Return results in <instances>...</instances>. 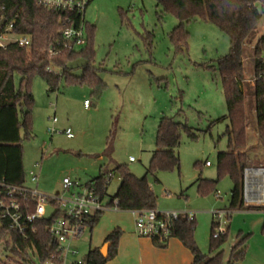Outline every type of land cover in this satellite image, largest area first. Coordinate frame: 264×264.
<instances>
[{
	"label": "rangeland",
	"instance_id": "1",
	"mask_svg": "<svg viewBox=\"0 0 264 264\" xmlns=\"http://www.w3.org/2000/svg\"><path fill=\"white\" fill-rule=\"evenodd\" d=\"M258 9L262 10L261 4ZM85 19L96 26L92 64L105 89L98 96L87 84L71 85L62 80L59 90L52 93L42 77L35 78L34 136L23 143L26 176L31 172L40 175L38 185L32 188L45 196H62L65 178L84 186L102 170H113L118 165L144 177L156 150L161 117L176 116L178 122L192 127L199 139L193 141L183 135L177 149L180 170L149 176L159 199L157 210L195 213V239L203 254L213 257L223 251L227 264L233 247L248 236L245 256L239 264H264V203L251 206L257 210L247 206L244 210H230L234 182L229 176L219 179L218 155L228 150L226 130L230 123L225 119L228 108L221 74L217 68L209 67H217L218 60L229 54V37L214 24L197 20L187 26V52L176 53L170 34L179 21L163 13L156 0H94ZM263 34L264 12L245 46L246 152L250 169L264 167V143L258 134L253 92V50ZM13 41L10 34L0 38L3 46ZM84 64L83 59L72 62V73L82 76ZM55 72L62 74L61 69ZM55 117L58 123L54 126ZM53 127L58 131L71 129L74 138L52 134ZM131 157L135 162H130ZM207 162L212 166L208 167ZM120 185V175L114 173L105 204ZM218 211H229L230 215L217 219L214 213ZM134 221L132 213L115 209L104 212L95 231L87 230L76 243L79 254L71 256L68 264L84 261L111 226L133 229ZM219 221L221 231L229 232L228 240L210 254L212 225ZM8 255L7 249L0 247V260ZM15 260L7 263L15 264ZM23 260L27 262L28 257L23 255Z\"/></svg>",
	"mask_w": 264,
	"mask_h": 264
},
{
	"label": "trees",
	"instance_id": "2",
	"mask_svg": "<svg viewBox=\"0 0 264 264\" xmlns=\"http://www.w3.org/2000/svg\"><path fill=\"white\" fill-rule=\"evenodd\" d=\"M163 13L172 14L179 21L178 26L171 32L170 38L176 53L185 54L188 50L190 32L187 26L197 20L212 23L224 32L230 40V52L218 60L217 67L222 77L229 120L226 135L229 138L228 150L218 155L219 179L229 176L234 182L230 210H244L245 172L250 168L248 147V114L246 110L245 80V46L248 39L256 30L264 12V0H156ZM262 5V10L258 5ZM67 14L49 11L41 8L37 0H0V36L7 33L14 38L28 37L29 46H21L11 42L0 46V180H5L13 186L26 183L24 169V141L33 138L35 96L33 83L36 77H42L50 92H57L62 80L68 84H87L100 96L105 85L97 75L93 66L95 60L96 26L87 23V45L75 51L65 47L61 39V29L65 26ZM55 55L50 54V50ZM83 59V75L76 76L70 68L72 62ZM254 80L253 87L255 113L257 115L258 134L264 143V34L257 41L253 50ZM61 69L62 74L56 73ZM181 111L177 113L179 116ZM186 134L191 140L197 141L199 136L187 123L178 122L176 116L163 115L160 119L156 150L153 153L147 173L137 177L127 166L118 165L113 170H102L100 175L85 186L95 188L102 199L108 196V188L114 173L120 175L121 185L112 201L118 200L120 212L158 209V196L152 189L149 176L160 172L180 170L181 159L177 149L182 144ZM199 164H197L198 166ZM210 183L209 181L202 180ZM219 181V180H218ZM201 188V186H200ZM35 202L30 203L34 210ZM257 210V207H248ZM104 213L90 216L87 224L91 232L99 224ZM52 220L38 224V234L30 242L19 243L26 248L34 245L39 250V259L44 262L56 247L55 238L47 228ZM218 224L212 225V242L210 254L219 250L228 240L229 232L214 238ZM197 230L196 218L189 220L181 218L172 228V238L179 239L189 249L194 257L193 264H225L223 251L215 256L201 252L195 239ZM124 232L120 228L113 230L104 244H110L108 256L101 253V248L90 249L83 264H107L114 260L119 253L120 240ZM247 237L237 243L231 252L227 264H239L245 256ZM158 248L165 249L169 241L152 240ZM53 245V247H51ZM244 247V249H242ZM16 250L14 255L16 254ZM27 264H35L28 256Z\"/></svg>",
	"mask_w": 264,
	"mask_h": 264
},
{
	"label": "built area",
	"instance_id": "3",
	"mask_svg": "<svg viewBox=\"0 0 264 264\" xmlns=\"http://www.w3.org/2000/svg\"><path fill=\"white\" fill-rule=\"evenodd\" d=\"M94 0H37L39 7L49 11L67 14L65 26L61 29V41L65 47L79 51L87 45V22L85 19L86 11ZM12 29L10 25L7 33L0 36L4 38ZM21 46H29L28 37H17L14 41ZM0 46H3L0 44ZM51 55L55 52L50 50ZM260 78L264 79V75ZM255 84V80L253 81ZM88 106V102L86 103ZM58 123V119H53V124ZM52 134L66 135L68 138H74L71 129L58 131L53 127L50 129ZM135 162L134 158L130 159ZM209 167L211 163L207 162ZM259 172L264 174V169H247L244 200L247 207L260 205L264 203V194L255 181L253 184L249 181V174ZM40 175L31 172L26 176V183L22 186H13L5 180H0V247L7 249L9 255L1 258L0 264H8L7 260L18 258L15 264H27L23 260V255L31 256L35 264H68L71 256H77L79 250L76 243L79 242L89 230L87 224L90 216L96 213H104L110 209H118V200H110L105 204V198L97 195L95 188H88L72 182L65 178L63 186L65 193L62 196H45L37 189L32 188L39 183ZM256 177H252L255 179ZM258 181V180H257ZM254 186V187H253ZM35 202L34 210H31L30 203ZM52 209V211H50ZM135 216V230L139 237L159 239L161 242H167L172 237V228L175 222L181 218L193 220L196 214L190 211H158L139 210L131 212ZM230 215L229 211H218L214 213L217 219H222ZM52 220L47 228L50 234L55 238L56 248L49 252L46 260L41 262L39 259V250L32 245L24 248L23 244L30 242L38 234V224L45 220ZM218 229L214 238L225 235L222 232L221 222L218 223ZM53 247V245H51ZM16 250V254L14 252ZM84 261H74L72 264H83Z\"/></svg>",
	"mask_w": 264,
	"mask_h": 264
},
{
	"label": "crops",
	"instance_id": "4",
	"mask_svg": "<svg viewBox=\"0 0 264 264\" xmlns=\"http://www.w3.org/2000/svg\"><path fill=\"white\" fill-rule=\"evenodd\" d=\"M259 169H264V167ZM116 228L122 229L124 234L120 240L118 256L107 264H193L194 262V257L191 251L177 238L170 239L167 248L161 249L156 247L151 239L139 237L135 230V221L133 229L124 230L117 225L111 226L101 238H98L96 245L93 248H102L105 245L104 243L107 236Z\"/></svg>",
	"mask_w": 264,
	"mask_h": 264
},
{
	"label": "bare ground",
	"instance_id": "5",
	"mask_svg": "<svg viewBox=\"0 0 264 264\" xmlns=\"http://www.w3.org/2000/svg\"><path fill=\"white\" fill-rule=\"evenodd\" d=\"M252 177H256L252 179ZM258 180V181H257ZM249 181L253 184L255 181L257 182L258 189L262 191L264 194V174L259 172H254L249 174ZM254 187V186H253ZM264 198V196H263Z\"/></svg>",
	"mask_w": 264,
	"mask_h": 264
},
{
	"label": "water",
	"instance_id": "6",
	"mask_svg": "<svg viewBox=\"0 0 264 264\" xmlns=\"http://www.w3.org/2000/svg\"><path fill=\"white\" fill-rule=\"evenodd\" d=\"M260 170H263V169H260ZM0 227H1V225H0ZM109 247H110V244H105V245L101 248V253H102L105 257L108 256Z\"/></svg>",
	"mask_w": 264,
	"mask_h": 264
}]
</instances>
